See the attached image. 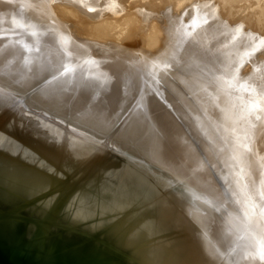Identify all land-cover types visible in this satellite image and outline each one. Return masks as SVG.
Listing matches in <instances>:
<instances>
[{
	"label": "bare ground",
	"instance_id": "obj_1",
	"mask_svg": "<svg viewBox=\"0 0 264 264\" xmlns=\"http://www.w3.org/2000/svg\"><path fill=\"white\" fill-rule=\"evenodd\" d=\"M234 2L0 0V226L26 222L35 264L57 229L133 264H264V5Z\"/></svg>",
	"mask_w": 264,
	"mask_h": 264
},
{
	"label": "rangeland",
	"instance_id": "obj_2",
	"mask_svg": "<svg viewBox=\"0 0 264 264\" xmlns=\"http://www.w3.org/2000/svg\"><path fill=\"white\" fill-rule=\"evenodd\" d=\"M234 1L235 2L233 3V5L235 6V8L238 7L237 11L234 8L238 15L234 14L233 20H238V19L247 17V15L250 16L253 14L251 12H259L263 8V5H264V0H234ZM239 6H241V8ZM238 16L240 18H238ZM107 155H108V153H107ZM22 211L23 210H20L19 213H22ZM24 225H25L24 223H22V224L19 223L18 226L20 228L16 227V229H12L11 232L9 231V233H7V232L3 233L1 231H5V230L0 229L1 230L0 231V264H17V263L21 264L18 260L11 258L10 255H8V254L11 251L10 250L11 248L14 249L13 250L14 252H17L20 249V247L25 243L23 241H24V238H26L27 230L24 227ZM21 229H23V230H21ZM17 230H20V231H17ZM74 230L75 229L51 230L50 232L47 233V235L45 237H43V239H42L43 240L42 241V248L43 249L42 250L45 251L48 248L51 251L50 254H51L53 263H50V264H78L81 260H82L81 261L82 264L84 263V261H85L84 264H104L105 261H108L109 264H122V263L123 264H133V263H130L128 260H125L126 257L121 256L120 254L114 252V249H112L111 247H108V248L104 247L106 245H105V243L99 242V239H100L99 236H93V237L88 236V237H86L85 235H81L80 233L76 232V230L75 231ZM73 238H74V240H76V242L74 241L72 244L69 245L68 243L71 242L73 240ZM19 243H20V245H18ZM66 244H68V245H66ZM60 245H62V246H60ZM86 245H87L88 249H87ZM83 247H84V251H83ZM86 250H87V252H86ZM40 252L41 251L37 250L36 245H33V247L30 249V259L33 260L34 257H36V255H38L41 258V255L43 256V254H42V252L41 253ZM54 252H57V253H54ZM107 252L109 254H111L113 256V258H109L107 255ZM64 253H66V254H64ZM81 253H83V254H81ZM61 254H62V256L64 255V257H62ZM74 254H76V255H74ZM94 255H96V256H94ZM66 256H68V257H66ZM74 257H76V258H74ZM77 257L80 259V261ZM94 257H96V258H94ZM73 258H74V260H73ZM100 258H101V260H100ZM108 259H111V260H108ZM124 260H125V262H124ZM96 261L99 263H97ZM108 262H106V263H108ZM81 263H79V264H81Z\"/></svg>",
	"mask_w": 264,
	"mask_h": 264
},
{
	"label": "water",
	"instance_id": "obj_3",
	"mask_svg": "<svg viewBox=\"0 0 264 264\" xmlns=\"http://www.w3.org/2000/svg\"><path fill=\"white\" fill-rule=\"evenodd\" d=\"M2 111H3V109H2ZM54 149H52V151H53ZM58 152V151H57ZM61 152V151H60ZM87 155V154H86ZM88 157L85 159L86 160V162L83 164V168H84V170L82 171V172H80V174H79V176L78 177H75L78 173H79V170H81L79 167H77V169H75V172L73 173V175H72V177H71V179L72 178H75V179H72L71 181H69V187H72V186H74V185H77V183H79L80 181H81V179L83 180L88 174H90L92 171H93V169L95 168V165H97L98 164V161L101 159V158H99L100 156L99 155H107V153H98V152H96V151H92V152H90V153H88ZM101 161H104V163L105 162H107L108 161V157H105V159H101ZM101 164V163H100ZM99 165V164H98ZM22 209V207L19 209V210H17V211H20ZM11 215V214H10ZM20 223V221H18V224ZM22 223H26V222H22ZM8 228V226H5V227H1L0 226V229H4L5 231H1V232H7V233H9V231L11 232V230L12 229H7ZM81 234V233H80ZM82 235V234H81ZM28 238V237H27ZM27 238H24V241L23 242H25L21 247H20V249L17 251V252H14L13 250L14 249H10L11 251L9 252V254L8 255H10V257L11 258H14V259H16V260H18L20 263H21V260H19L18 258L20 257L19 255H22V253H20V252H22V249L24 248V249H27V250H29L30 251V249L33 247H29V246H27L26 245V243H27V241H26V239ZM100 238V237H99ZM99 242L100 243H105V245H106V247L108 248V247H111L112 249H114V252H116V253H118V254H120L121 256H124V257H126V259L125 260H128V258H127V256H126V254H124L122 251H120V250H118L117 248H115L114 246H112V244L111 243H109V242H107V241H105L104 239H102V238H100L99 239ZM34 245H36V247H37V245L38 244H34ZM42 245V244H41ZM25 246V247H24ZM39 251H41V249H38ZM107 255H108V257L109 258H113V256L111 255V254H109V253H107ZM42 261V259L40 258L39 259V257H34V259L32 260V259H29L27 262V264H35V263H37L38 261ZM129 261V260H128ZM52 263V262H51ZM21 264H23V263H21ZM49 264H50V262H49ZM108 264V263H107Z\"/></svg>",
	"mask_w": 264,
	"mask_h": 264
}]
</instances>
